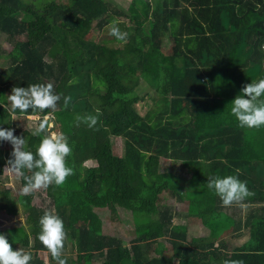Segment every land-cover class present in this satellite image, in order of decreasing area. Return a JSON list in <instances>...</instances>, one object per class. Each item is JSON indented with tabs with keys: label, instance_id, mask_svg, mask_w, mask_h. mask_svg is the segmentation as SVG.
Masks as SVG:
<instances>
[{
	"label": "trees",
	"instance_id": "16d2710c",
	"mask_svg": "<svg viewBox=\"0 0 264 264\" xmlns=\"http://www.w3.org/2000/svg\"><path fill=\"white\" fill-rule=\"evenodd\" d=\"M113 22L126 43L109 35ZM0 33L12 45L0 63V128L25 137L33 153L43 135L64 133L74 170L46 189L51 208L0 188V210L14 216L17 202L26 213L28 230L0 229L13 250L31 252L30 264H45L37 252H46L56 264L38 239L40 218L53 211L67 233V264H264V126L241 128L231 114L242 87L264 79V0H130L125 8L112 0H0ZM163 36L171 51L162 50ZM38 83L61 95L56 109L12 113L11 89ZM143 92L155 93L156 106L140 115L133 104ZM97 112L94 127L76 119ZM33 114L34 127L19 126ZM45 115L48 132L32 135ZM11 152L0 141V171ZM227 175L255 195L223 206L207 178ZM171 197L186 202L185 215L199 219L206 237L187 238L184 225H172L183 212L167 205ZM117 208L132 227L116 223L108 232L103 216L117 219Z\"/></svg>",
	"mask_w": 264,
	"mask_h": 264
},
{
	"label": "clouds",
	"instance_id": "9594fccd",
	"mask_svg": "<svg viewBox=\"0 0 264 264\" xmlns=\"http://www.w3.org/2000/svg\"><path fill=\"white\" fill-rule=\"evenodd\" d=\"M109 35L117 40L127 42L128 33L122 32L116 22L109 25ZM264 48V45H262ZM231 102V114L237 119L241 128H260L264 126V79L245 84ZM247 97V98H246ZM10 102V111L26 113L33 111H54L61 95L54 91L52 83L30 84L27 87H13L11 94L7 96ZM64 107L67 108L71 97H63ZM99 118L97 115L77 116V121H82L88 127H94ZM49 128L48 118L42 119L34 128L32 135L41 136L47 133ZM14 129L0 128V141L8 142L12 146L11 158L8 159L5 169L17 177H23L24 186L20 190L22 196H27L35 191L47 189L50 185L61 186L66 179L74 174L72 167L67 165L66 158L71 155L72 148L68 137L60 132H52L43 135L38 147L33 153L27 149L25 137L14 135ZM25 170L32 174L25 175ZM207 186L221 199L222 205L230 207L233 204H241L247 198L255 195L247 187V183L237 176L224 177L210 176L207 178ZM41 231L38 239L49 251L56 264H67L66 258H62L67 233L63 220L53 211H45L39 220ZM31 252L23 249L13 250L4 234H0V264H30ZM223 264H244L242 260H225Z\"/></svg>",
	"mask_w": 264,
	"mask_h": 264
},
{
	"label": "rangeland",
	"instance_id": "374dc122",
	"mask_svg": "<svg viewBox=\"0 0 264 264\" xmlns=\"http://www.w3.org/2000/svg\"><path fill=\"white\" fill-rule=\"evenodd\" d=\"M28 1L30 2L31 0H28ZM112 1L114 4L119 5L121 8H125L127 7L130 0H112ZM62 2L66 3L67 0H62ZM15 15L20 18L25 17V15L21 12H17ZM161 43H162V50L165 49V52L171 51L170 49H171L172 42L170 41L168 37L163 36L161 39ZM11 47H12L11 42H9L6 39L5 35L0 33V51H2L0 52L1 54L0 63H4L5 60L9 59L7 53L10 51ZM154 95H155L154 92L149 93V94H147L146 92H143L140 101L135 102L133 104L134 108L138 111L140 115L144 114L148 109L155 108L156 103L152 101V97ZM47 115H45V117H48ZM24 118L27 119L26 123L21 124L20 120H18L19 126L34 127L35 122L38 118V115H35V114L27 115ZM50 126H51V123H49V127ZM51 133L52 132H50V134ZM116 146L118 147V143H116ZM83 164L84 166H91L93 165V162L91 160H86L84 161ZM6 165H3L0 171V188L7 189L8 196L14 201H16L17 199L16 196L20 193V190L23 186L20 184L19 177H17L15 174L9 173L7 169H5ZM171 200L172 201H169L167 205L169 204L172 207L173 211L183 212V214H180L179 216H174L172 218V225H175V228L178 227L179 225H184V226H179V227H185L183 229L187 232V238L206 237L208 235V229L202 226L200 222H195V221H198L199 219L195 218L194 220V218L193 219L188 218L187 215H185L186 210H187L186 202H180L176 198L174 200V197H171ZM30 203L36 207H43V208L52 207L51 200L47 196L45 189H41L39 191H35L32 194H30ZM16 207L18 209V213L14 216L8 215L3 210H0V229L3 227L12 226V225H22L24 226L26 230H28V228L26 227V224L24 223V218L26 215L25 211L23 210L21 205L17 202H16ZM118 211H119L118 213H115L118 215L117 219H115L114 214L112 215L109 212L103 216L104 228L108 232L112 231V226L116 223H122V224L127 223L124 225V228H129L130 226L132 227L131 220H127L128 222H126V219H124L125 217L124 212H122L121 209H118ZM30 238H31V234H30ZM124 238H127V237H124ZM37 254L40 255V257L42 258L45 264L49 263L48 253L39 251L37 252ZM95 264H100V263L97 262Z\"/></svg>",
	"mask_w": 264,
	"mask_h": 264
},
{
	"label": "crops",
	"instance_id": "0c3cea01",
	"mask_svg": "<svg viewBox=\"0 0 264 264\" xmlns=\"http://www.w3.org/2000/svg\"><path fill=\"white\" fill-rule=\"evenodd\" d=\"M174 200H175V198H174ZM170 201H172V200H170ZM198 219V218H197ZM195 222H197V221H195ZM203 226V225H202ZM208 234H209V230H208Z\"/></svg>",
	"mask_w": 264,
	"mask_h": 264
}]
</instances>
